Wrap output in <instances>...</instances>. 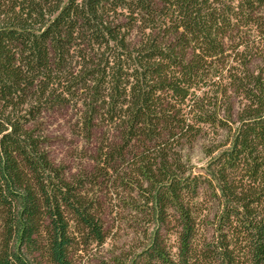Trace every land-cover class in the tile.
Returning a JSON list of instances; mask_svg holds the SVG:
<instances>
[{
	"label": "trees",
	"instance_id": "16d2710c",
	"mask_svg": "<svg viewBox=\"0 0 264 264\" xmlns=\"http://www.w3.org/2000/svg\"><path fill=\"white\" fill-rule=\"evenodd\" d=\"M59 108L99 134L74 176ZM107 209L103 264H264V0H0V264H78Z\"/></svg>",
	"mask_w": 264,
	"mask_h": 264
},
{
	"label": "rangeland",
	"instance_id": "374dc122",
	"mask_svg": "<svg viewBox=\"0 0 264 264\" xmlns=\"http://www.w3.org/2000/svg\"><path fill=\"white\" fill-rule=\"evenodd\" d=\"M73 125L74 115L68 108L56 109L45 114L42 119L50 159L65 168L68 176L77 175L92 167L91 158L96 153L99 137L96 134L90 140L82 139L73 132ZM188 157L196 168L205 163L199 146L188 152ZM103 221L104 229L108 233L106 244L96 254L81 256L78 264H103V260L117 254V250L128 241V232L122 228L117 229L114 215L109 209L106 210Z\"/></svg>",
	"mask_w": 264,
	"mask_h": 264
}]
</instances>
